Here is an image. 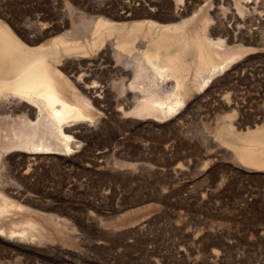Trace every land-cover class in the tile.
Masks as SVG:
<instances>
[{"label":"bare ground","instance_id":"6f19581e","mask_svg":"<svg viewBox=\"0 0 264 264\" xmlns=\"http://www.w3.org/2000/svg\"><path fill=\"white\" fill-rule=\"evenodd\" d=\"M87 1V8L81 1L65 7L52 23L43 13L14 21L0 4V221L27 211L19 197L33 200L47 191L37 178L46 165L61 160L93 170L86 151L93 126L105 117L154 122L182 114L194 90L209 94L221 81L212 79L217 72L228 77L239 66L235 59L264 45V0L251 7L253 0ZM220 99L228 109L236 103L228 92ZM225 116L231 119L214 132V149L238 173L263 177L264 115L243 126L242 119L234 125L233 112ZM115 165L111 171L123 172ZM42 212L34 213L63 231L60 217ZM19 217L0 226V235L29 244L50 240L39 221Z\"/></svg>","mask_w":264,"mask_h":264},{"label":"rangeland","instance_id":"374dc122","mask_svg":"<svg viewBox=\"0 0 264 264\" xmlns=\"http://www.w3.org/2000/svg\"><path fill=\"white\" fill-rule=\"evenodd\" d=\"M68 1L71 4L66 0L0 4L14 21L43 13L51 23L61 19L65 7L66 11L80 6V1V8L89 7L87 0ZM249 2L247 7L259 0ZM241 55L234 60L239 66L232 74L223 78L222 70L212 77L221 79L212 92L194 90L182 114L154 122L151 117L135 116L134 121L130 114L108 115L105 123L94 125L86 151L93 154V170L81 171L61 160L46 165L37 178L47 191L34 193L33 200L19 197L27 211L8 215L0 226L27 216L42 224L50 240L29 244L0 235V264H264V176L238 173L214 149V132L231 119L226 114L233 112L235 126L241 119L243 126L264 115V45ZM227 92L236 101L230 109L220 99ZM99 160L106 168L98 166ZM109 165L122 167L124 173L111 171ZM35 211L60 217L63 231L56 232Z\"/></svg>","mask_w":264,"mask_h":264}]
</instances>
